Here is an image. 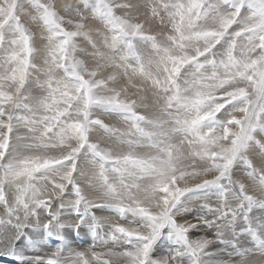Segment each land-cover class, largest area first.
Here are the masks:
<instances>
[{"label": "snow or ice", "instance_id": "obj_1", "mask_svg": "<svg viewBox=\"0 0 264 264\" xmlns=\"http://www.w3.org/2000/svg\"><path fill=\"white\" fill-rule=\"evenodd\" d=\"M0 264H264V0H0Z\"/></svg>", "mask_w": 264, "mask_h": 264}]
</instances>
